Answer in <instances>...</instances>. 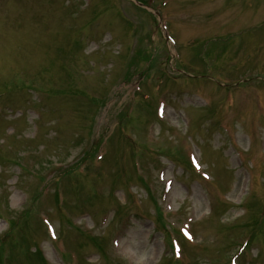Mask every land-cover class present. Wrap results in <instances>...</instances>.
I'll return each mask as SVG.
<instances>
[{
	"label": "rangeland",
	"instance_id": "1",
	"mask_svg": "<svg viewBox=\"0 0 264 264\" xmlns=\"http://www.w3.org/2000/svg\"><path fill=\"white\" fill-rule=\"evenodd\" d=\"M30 206L48 264H264V0H0V237Z\"/></svg>",
	"mask_w": 264,
	"mask_h": 264
},
{
	"label": "trees",
	"instance_id": "2",
	"mask_svg": "<svg viewBox=\"0 0 264 264\" xmlns=\"http://www.w3.org/2000/svg\"><path fill=\"white\" fill-rule=\"evenodd\" d=\"M66 173V172H65ZM77 190H74L75 193ZM61 193V192H60ZM60 193L58 190H56V200L57 202H60ZM40 195H36L34 197V201L36 198ZM66 197V196H65ZM66 204V201H64V204ZM34 213L33 206L28 207L24 212L20 215V219L14 220L11 219L9 221V231L4 237H0V264H4L6 253L9 249L16 250L19 254H15L13 256H10V258L13 261V264L16 260V258L20 257L21 261L20 264H47L44 258L42 257V253L40 250H38L36 247H38L37 243L34 241V244H32V241L30 238H33L30 235L29 238V232L30 228L27 225L28 219L31 217V215ZM35 214V213H34ZM1 216V215H0ZM259 216V215H258ZM254 219V216L253 218ZM23 223V228H20L18 230H15V227L19 226V223ZM65 220H69L68 218H65ZM19 222V223H18ZM264 223V220L262 217H257V222L255 223L256 226H262ZM260 228V227H258ZM30 240V242L28 241ZM93 242L97 246H101V243L99 240H96L95 238H92ZM169 240V239H168ZM36 244V245H35ZM35 246L36 250L35 252L32 251V248ZM12 255V254H10ZM10 264V262H9Z\"/></svg>",
	"mask_w": 264,
	"mask_h": 264
}]
</instances>
